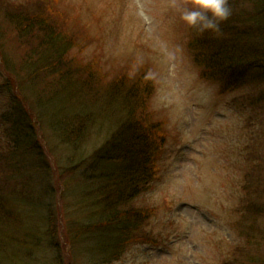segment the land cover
Segmentation results:
<instances>
[{"label":"rangeland","instance_id":"374dc122","mask_svg":"<svg viewBox=\"0 0 264 264\" xmlns=\"http://www.w3.org/2000/svg\"><path fill=\"white\" fill-rule=\"evenodd\" d=\"M29 1L35 0H0V29L12 32V21L19 18L17 7ZM58 7L71 15L78 13L81 26L89 31L85 48L78 46L73 53L80 63L96 64L91 68L99 72L85 69L81 80L95 92L114 83L127 89L139 86L135 94L148 102L155 122L165 131L154 181L135 202L139 209L154 213L149 226L138 234L150 239L129 245L118 264H264V168L254 173L264 167L259 163V157L264 160V81L256 76L259 72L252 70L244 77L258 83L259 89L253 84L237 92L224 93L221 85L202 78L189 49L196 33L181 18L192 7L191 0H60ZM220 30L218 36L224 39L227 32ZM9 49L8 58L20 56L13 45ZM73 67L81 70L80 64ZM0 70L4 71L0 73V156L9 157L5 161L0 157V179L6 180L0 206L15 207L19 231L36 233L38 246L30 253L37 255L27 264H90V243L76 240L74 229L91 224L93 212L104 206L101 203L109 196L103 191L107 170L95 174L90 161L80 174L73 160L77 152L53 133L36 107L41 96L38 81L16 88L17 77L5 72L2 56ZM47 80L41 85L46 86ZM85 109L89 110L68 111ZM90 112L98 115L101 110ZM113 112L101 115L104 124L112 121ZM21 132L29 133L31 145L44 151L45 162L40 163L30 147L13 162ZM91 138L83 152L97 150L106 137ZM46 163L48 172L41 167ZM18 168L30 175L28 184L13 178ZM13 194L16 198L10 200ZM250 200L256 206L246 213ZM48 209L56 210L58 218L54 240L47 238ZM234 209L244 219L237 212L234 215ZM249 224L255 227L253 243L242 234ZM237 247L244 251L235 257L239 262H232V249Z\"/></svg>","mask_w":264,"mask_h":264},{"label":"trees","instance_id":"16d2710c","mask_svg":"<svg viewBox=\"0 0 264 264\" xmlns=\"http://www.w3.org/2000/svg\"><path fill=\"white\" fill-rule=\"evenodd\" d=\"M58 4L60 0H35L17 7L19 18L12 21L14 30L0 29V56L5 72L17 77L16 84L19 85L16 88L38 81L41 96L36 100V107L43 113L42 120L50 125L53 133L77 152L73 160L78 163V168L94 161V167H98L93 168L94 173L107 170L103 191L109 196L101 203L104 204L101 210L93 214L91 224L74 229V237L78 241L83 240L84 244L90 243L91 257L87 258L90 264H112L129 243L136 241V232L149 226L154 215L151 209H139L135 202L154 181L156 163L166 141L165 131L161 124L155 122L148 102L135 94L139 86L127 89L126 86L116 87L114 83L101 92H95L91 84L81 80L85 69L87 72H99L91 68L97 67L96 64L84 60L80 63V58L73 53L78 46L85 48L90 40L89 31L81 26V20L76 16L78 13L71 15L69 11L60 9ZM229 7L231 14L228 20L220 25V29L227 32L224 39L218 33L201 35L191 28L196 33L189 43L192 57L201 69L202 78L221 85L224 93L237 92L247 88L245 86L252 88L253 84L259 89L258 83L249 79L244 81V77L254 70L259 72L256 76L264 81V0H229ZM9 45L16 47L20 56L8 58L6 53L11 52ZM79 64L81 70L77 72L73 65ZM230 76L234 78L232 81H229ZM43 80H47L46 86L41 85ZM10 81L15 82L12 78ZM76 87L80 89L81 96ZM58 105L62 106L60 112H65V115L59 113L61 108ZM72 107L89 110L69 112ZM98 107L100 114L90 112V109L97 110ZM105 111H114L112 121L106 120V124L102 117ZM59 115L60 119H57ZM91 136L101 141V137L106 138L97 150L88 148L83 152L82 148L90 143ZM28 139L29 134L21 132L17 141ZM33 146L37 144L30 148ZM35 150L43 161L41 150ZM91 151L94 153L88 158L86 154ZM0 157L3 161L9 158L8 155ZM46 170L50 171V167ZM23 171L17 169L13 178H20V182L28 184L31 177ZM259 171L258 167L254 173ZM19 174L20 177L17 176ZM5 181L0 179L1 199L6 191ZM13 198H16L15 194L10 195V200ZM14 213V206H0V264H27L37 255L30 253L38 246L36 233L19 231ZM47 223V238L54 240L58 227L56 210L48 209ZM39 238L44 239V236Z\"/></svg>","mask_w":264,"mask_h":264},{"label":"clouds","instance_id":"9594fccd","mask_svg":"<svg viewBox=\"0 0 264 264\" xmlns=\"http://www.w3.org/2000/svg\"><path fill=\"white\" fill-rule=\"evenodd\" d=\"M192 7L184 10L182 20L199 34L218 33L220 25L228 20L229 0H191Z\"/></svg>","mask_w":264,"mask_h":264}]
</instances>
